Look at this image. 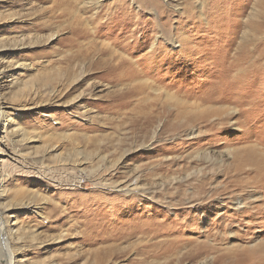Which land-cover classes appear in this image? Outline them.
<instances>
[{"label":"rangeland","instance_id":"obj_1","mask_svg":"<svg viewBox=\"0 0 264 264\" xmlns=\"http://www.w3.org/2000/svg\"><path fill=\"white\" fill-rule=\"evenodd\" d=\"M0 123V264H264V0H0Z\"/></svg>","mask_w":264,"mask_h":264},{"label":"bare ground","instance_id":"obj_2","mask_svg":"<svg viewBox=\"0 0 264 264\" xmlns=\"http://www.w3.org/2000/svg\"><path fill=\"white\" fill-rule=\"evenodd\" d=\"M203 4V3H202ZM78 20V19H77ZM76 20V21H77ZM81 20V19H80ZM80 23V22H79ZM78 23V24H79ZM76 25V24H75ZM84 25V24H83ZM78 27V26H77ZM83 27V26H82ZM85 29V28H84ZM75 38V37H74ZM76 42V41H75ZM121 49V48H120ZM109 56H110V61L111 62H113L112 64H114V61L116 62V61H119V72L120 73H123V70H124V68L125 67H127V68H131V67H133V64H132V62H125L126 60L125 59H127V58H122L121 57V55L120 54H117V52L116 53H114L113 51H110L109 53ZM123 62H125L126 64H123ZM113 66V65H112ZM118 69V68H117ZM29 106L30 105H27V104H25V105H23L22 106V108H29ZM1 124V123H0ZM4 126V125H3ZM258 166H256V170H255V172L257 173V174H259V175H262V176H264V160H258ZM256 163V164H257ZM261 176V177H262ZM264 178V177H263ZM263 184V183H262ZM261 184V185H262ZM256 187H257V185H256ZM2 188V181L0 180V189ZM240 188V187H239ZM238 188V189H239ZM1 194V193H0ZM258 195V194H257ZM236 198V197H235ZM256 200H255V203H259L260 201H264V199L261 197V196H259V197H257V198H255ZM250 203V202H249ZM248 202H245V201H243V199H241V198H239V200H237L236 201V205H237V211H236V214H237V216H242V217H244V215H246L247 213H249L248 212V209H249V206H250V204H249ZM259 206V205H258ZM257 206V213H259V212H261L260 210H261V207H258ZM6 207V206H5ZM1 210V209H0ZM262 213V212H261ZM8 222V221H7ZM7 222H5L4 221V219H3V217H2V212L0 211V230H4V228H6L7 226L5 225V223H7ZM7 235V234H6ZM9 237V236H8ZM5 240V239H4ZM8 241V240H7ZM8 243V242H7ZM8 251V250H7ZM14 255V254H13ZM11 256V258H9V262L7 263V264H16L15 263V258H14V256Z\"/></svg>","mask_w":264,"mask_h":264}]
</instances>
